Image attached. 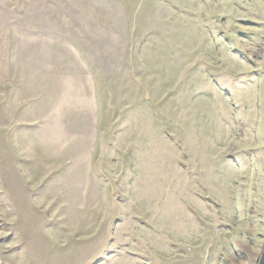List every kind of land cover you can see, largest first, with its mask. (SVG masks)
<instances>
[{
    "label": "rangeland",
    "instance_id": "374dc122",
    "mask_svg": "<svg viewBox=\"0 0 264 264\" xmlns=\"http://www.w3.org/2000/svg\"><path fill=\"white\" fill-rule=\"evenodd\" d=\"M264 0H0V264H257Z\"/></svg>",
    "mask_w": 264,
    "mask_h": 264
},
{
    "label": "water",
    "instance_id": "95a60500",
    "mask_svg": "<svg viewBox=\"0 0 264 264\" xmlns=\"http://www.w3.org/2000/svg\"><path fill=\"white\" fill-rule=\"evenodd\" d=\"M257 264H264V244H263L262 252L260 254V257H259Z\"/></svg>",
    "mask_w": 264,
    "mask_h": 264
}]
</instances>
